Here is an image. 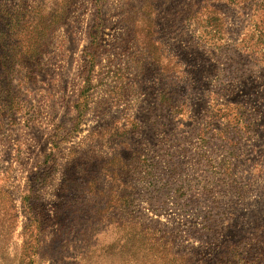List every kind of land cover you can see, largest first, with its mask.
Here are the masks:
<instances>
[{
  "label": "rangeland",
  "instance_id": "374dc122",
  "mask_svg": "<svg viewBox=\"0 0 264 264\" xmlns=\"http://www.w3.org/2000/svg\"><path fill=\"white\" fill-rule=\"evenodd\" d=\"M0 264H264V0H0Z\"/></svg>",
  "mask_w": 264,
  "mask_h": 264
}]
</instances>
